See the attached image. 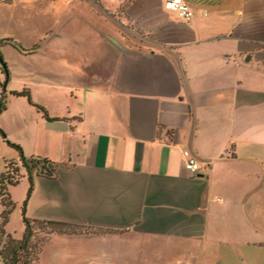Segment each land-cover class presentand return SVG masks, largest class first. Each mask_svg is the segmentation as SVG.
I'll return each mask as SVG.
<instances>
[{
  "label": "crops",
  "instance_id": "obj_1",
  "mask_svg": "<svg viewBox=\"0 0 264 264\" xmlns=\"http://www.w3.org/2000/svg\"><path fill=\"white\" fill-rule=\"evenodd\" d=\"M185 1L190 21L166 0H0V23L27 27L31 96L13 94L22 90L10 87L9 63L0 127L27 156L58 165L56 178H35L27 216L101 230L50 236L47 245L86 246L75 264H201L239 166L264 153V0ZM18 158L0 136V177ZM29 187L24 177L10 189L17 239Z\"/></svg>",
  "mask_w": 264,
  "mask_h": 264
},
{
  "label": "rangeland",
  "instance_id": "obj_2",
  "mask_svg": "<svg viewBox=\"0 0 264 264\" xmlns=\"http://www.w3.org/2000/svg\"><path fill=\"white\" fill-rule=\"evenodd\" d=\"M122 32L123 34L127 33L129 45L138 47L141 44L142 39L134 35L130 28L126 32L124 30ZM0 33L4 36L3 43L0 44V50L9 73V63L14 69V78L10 87L24 92L26 88L23 81L24 70L29 64V60L23 56V48L27 44L25 39L27 27L18 20L13 23L1 22ZM2 70L3 68L0 65V74ZM10 80L11 73L7 84L0 82L2 94L5 92L6 96V89ZM260 156V162L253 164L254 166L249 165L250 167L247 169L239 166L241 175L226 190V194L232 199V206L228 210H224L217 219L216 225L218 229L216 228V232L210 235L207 249L201 252L202 257L198 254V260L202 262L201 264H264L263 150H261ZM36 228L38 230L35 240L36 244L41 248L43 247L38 264H75V259L72 258L75 252L78 249L83 250L85 248L86 250V246L84 247L82 244L69 242L45 244V241L50 238L52 231L77 233L101 231L86 225L58 227L38 224ZM12 230L16 237L22 236L21 220L13 223ZM196 252L200 253V251H193V253ZM168 261L169 259H166L164 262ZM155 262V260L145 261L144 263L140 261L139 264H156ZM82 264L88 263L85 261Z\"/></svg>",
  "mask_w": 264,
  "mask_h": 264
},
{
  "label": "trees",
  "instance_id": "obj_3",
  "mask_svg": "<svg viewBox=\"0 0 264 264\" xmlns=\"http://www.w3.org/2000/svg\"><path fill=\"white\" fill-rule=\"evenodd\" d=\"M3 41H0V44ZM0 57L5 59L0 50ZM3 71L7 75L6 84L9 81L10 73L5 62V68ZM14 95L27 97L31 101V96L28 91L14 92ZM41 111L45 118L49 121L52 119L49 117L45 108L36 106ZM7 109V96L5 92L0 98V114ZM0 136L5 142L12 148H14L19 155L18 160H12L7 163L5 172L0 177V199L2 210L0 213V258L3 264H38L40 260V254L43 247H39L36 244L37 228L38 224H46L49 226H76V224L59 222V221H42L33 220L27 216V205L34 191L35 178L37 176H45L50 179L57 177L58 165L52 160L46 157L27 156L24 149L17 143L8 139L5 131L0 127ZM24 177H28L30 187L27 193L26 200L22 208V218L25 226V231L21 239L15 238L7 231V225L14 211L17 208L16 202L13 200L10 189L20 184ZM54 233L63 235L78 234L77 232L69 231H52L50 236ZM49 240V239H48ZM47 240V241H48ZM45 241V244L47 243Z\"/></svg>",
  "mask_w": 264,
  "mask_h": 264
},
{
  "label": "built area",
  "instance_id": "obj_4",
  "mask_svg": "<svg viewBox=\"0 0 264 264\" xmlns=\"http://www.w3.org/2000/svg\"><path fill=\"white\" fill-rule=\"evenodd\" d=\"M165 9L176 15L182 21H190L194 17V11L185 0H166ZM185 167L192 174H198L202 170V165L190 153L184 151Z\"/></svg>",
  "mask_w": 264,
  "mask_h": 264
},
{
  "label": "water",
  "instance_id": "obj_5",
  "mask_svg": "<svg viewBox=\"0 0 264 264\" xmlns=\"http://www.w3.org/2000/svg\"><path fill=\"white\" fill-rule=\"evenodd\" d=\"M0 65L2 68H5V62L1 57H0Z\"/></svg>",
  "mask_w": 264,
  "mask_h": 264
}]
</instances>
